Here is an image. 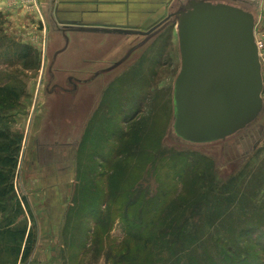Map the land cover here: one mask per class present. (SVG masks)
<instances>
[{
  "label": "rangeland",
  "instance_id": "rangeland-1",
  "mask_svg": "<svg viewBox=\"0 0 264 264\" xmlns=\"http://www.w3.org/2000/svg\"><path fill=\"white\" fill-rule=\"evenodd\" d=\"M236 2L253 12L264 48V0ZM173 22L144 36L71 40L54 59L60 41L43 59V32L10 35L0 12V84L19 94L0 108V131L20 138L0 200L61 201L53 217L43 206V236L54 242L47 260L44 245L45 264H264V66L263 109L251 124L219 142L180 143L171 127L180 70ZM23 36L29 43L18 44ZM30 111L43 125L28 141ZM183 169L191 170L184 180ZM22 211L0 214V264L35 244L7 227L22 224Z\"/></svg>",
  "mask_w": 264,
  "mask_h": 264
},
{
  "label": "water",
  "instance_id": "water-1",
  "mask_svg": "<svg viewBox=\"0 0 264 264\" xmlns=\"http://www.w3.org/2000/svg\"><path fill=\"white\" fill-rule=\"evenodd\" d=\"M172 15L180 52L172 95L173 135L190 145L219 142L247 127L263 109L255 16L236 0H187ZM156 27L79 29L148 35Z\"/></svg>",
  "mask_w": 264,
  "mask_h": 264
},
{
  "label": "crops",
  "instance_id": "crops-1",
  "mask_svg": "<svg viewBox=\"0 0 264 264\" xmlns=\"http://www.w3.org/2000/svg\"><path fill=\"white\" fill-rule=\"evenodd\" d=\"M186 2L187 0H0V12L8 19V22L11 21L6 27L10 35L11 33L16 35L22 30L26 31L25 34L27 32H43L41 34L43 35V59L47 55V46L58 45L61 41L59 47L64 45L53 54L55 59L56 55L68 47L71 40L80 43L81 37H91L104 42L112 35V33L80 30L79 28L82 26H124L145 31L153 26L164 24L171 18L175 22V17L170 15ZM25 23H29L30 27H26ZM15 40L22 45L29 43V38L24 36L21 39L15 38ZM35 41L37 46L41 45L40 39ZM49 69V72L52 73L51 67ZM71 77L73 78V76ZM75 78L74 76L73 80ZM74 85L77 88L76 83ZM27 112L28 110H23V114H27ZM28 117L30 122L27 123L29 126H26V130L29 127L30 136L27 138L30 141L42 128L43 114L38 111L32 113L30 111ZM24 140L26 145L25 137ZM17 202L23 210L19 216L23 220L22 223L25 224L23 239L26 240L31 233L32 238H35L36 241L26 258L22 257V251L19 253L15 264H45L43 262L44 245L46 244L48 247L47 255L44 253L47 260L52 256L53 250L49 247L54 242H50L53 239L50 240L49 234L43 236V224L50 223L49 220H46L47 212L43 211V206L50 204L54 208L53 213L50 212V216L53 217L61 205V201L56 199H18ZM43 238H47V242H44ZM52 238H57V236Z\"/></svg>",
  "mask_w": 264,
  "mask_h": 264
},
{
  "label": "trees",
  "instance_id": "trees-1",
  "mask_svg": "<svg viewBox=\"0 0 264 264\" xmlns=\"http://www.w3.org/2000/svg\"><path fill=\"white\" fill-rule=\"evenodd\" d=\"M18 99H19L18 90L14 86L7 84V83L3 85L0 84V108H6L7 103L11 104V106H14L16 105ZM0 138L8 141L6 144H0V155L2 154V156H0V167H1L0 168V187H1L7 184L8 172L11 170L14 171V168L16 167V161L18 157L17 155L19 153V148H20V138H18L17 140L15 135L10 136L9 134H6V133L4 134V132L2 131H0ZM113 150L114 148L113 149L112 147L109 148L108 155L104 158L102 163L109 161L110 159L109 156L110 155L112 156V153L114 152ZM94 151L96 152V150ZM4 167H6L8 171V172L6 171V174L3 169ZM183 172L185 173V175L183 174L184 175L183 178L179 175L178 176L179 180H181V178L182 180H184L186 176H189L191 174V170L186 171V169H183L181 173ZM14 191H15L14 186L10 185L8 192L13 194ZM17 201H18L17 198L15 199L7 198V199L0 200V207L7 206V209L0 211V214L1 213L14 214L16 211V208L20 209L19 207L20 205ZM9 222L7 224V227L11 225ZM10 229H13L12 231L21 229V230L16 231L19 233L18 239L20 240V238L22 239L24 238V233H25L24 223L21 224L20 222H16V224L14 226H11ZM8 232H11V230H8ZM30 234L26 238V241H28V239L30 238ZM30 250L31 249H24L22 251V257L26 258L29 255Z\"/></svg>",
  "mask_w": 264,
  "mask_h": 264
},
{
  "label": "flooded vegetation",
  "instance_id": "flooded-vegetation-1",
  "mask_svg": "<svg viewBox=\"0 0 264 264\" xmlns=\"http://www.w3.org/2000/svg\"><path fill=\"white\" fill-rule=\"evenodd\" d=\"M156 29V28H155ZM155 29L153 30V31H155ZM144 36V35H143ZM96 75L95 76H97V74H98V72L97 73H95ZM94 78V77H93ZM70 80H71V78H70ZM72 80H73V78H72ZM138 106H140V105H138ZM136 107V110H135V113L133 114V115H131L129 118H125L124 119V123H130V122H132V121H134L135 120V118L137 117V115L138 114H140V107Z\"/></svg>",
  "mask_w": 264,
  "mask_h": 264
},
{
  "label": "built area",
  "instance_id": "built-area-1",
  "mask_svg": "<svg viewBox=\"0 0 264 264\" xmlns=\"http://www.w3.org/2000/svg\"><path fill=\"white\" fill-rule=\"evenodd\" d=\"M257 46L259 50V60L261 62V66H264V48L259 44V42H257Z\"/></svg>",
  "mask_w": 264,
  "mask_h": 264
}]
</instances>
